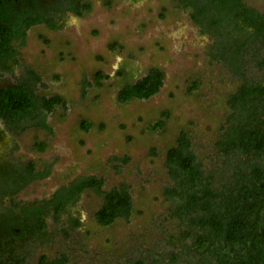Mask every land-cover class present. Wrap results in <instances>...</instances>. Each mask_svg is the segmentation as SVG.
Returning <instances> with one entry per match:
<instances>
[{"label": "rangeland", "instance_id": "1", "mask_svg": "<svg viewBox=\"0 0 264 264\" xmlns=\"http://www.w3.org/2000/svg\"><path fill=\"white\" fill-rule=\"evenodd\" d=\"M86 1L91 8L81 17L68 18L56 31L34 26L20 44L27 73L39 78L36 94L59 96L64 105L44 113L43 125L27 121L12 130L0 120V185L18 179L27 163L42 175L13 196L0 192V221L17 218L30 204L44 209L45 221L43 233L23 237L0 225V264H44L60 256L65 264L165 263L180 249L184 229L165 194L173 185L166 155L180 132L203 170L214 175V188L230 176L218 142L230 115L228 96L242 77L220 42L226 32L237 36L233 27L205 28L191 19V9L172 0ZM243 1L264 12V0ZM242 34L251 42L241 55L243 78L264 83V30L245 26ZM153 71L162 75L157 93L119 100L125 84ZM39 143L44 150L35 148ZM85 176L101 179L105 191L125 188L130 215L98 224L102 196L90 189L57 214L55 194Z\"/></svg>", "mask_w": 264, "mask_h": 264}, {"label": "trees", "instance_id": "2", "mask_svg": "<svg viewBox=\"0 0 264 264\" xmlns=\"http://www.w3.org/2000/svg\"><path fill=\"white\" fill-rule=\"evenodd\" d=\"M238 2L220 0V4L212 6V1H207L201 7L195 0H183L185 6L193 5L192 19L199 25L205 28L233 27L232 32L237 36L226 32V41L220 42V51L229 56L234 72L242 77V81L228 96L230 115L218 142L219 151L226 158L224 164L230 168V176L220 180V188H214V175L203 170L201 162L190 149L185 132H180L177 144L167 151L166 167L173 185L165 190V194L175 203L174 215L183 223L184 229L180 235V249L168 253L165 263L154 258L150 264H178L186 257L189 264H264V83L243 78L244 66L241 64L242 52H246L251 43L250 37L242 34L243 28L249 26L262 31L264 20L244 10L235 14L233 7ZM211 9L216 17L210 16ZM3 47V50L6 49L5 44ZM34 77V83H18L0 92V119L12 130H18L27 121L43 125L44 113L64 105L59 96L38 97L35 94L38 79ZM161 80L162 75L153 71L132 84H125L118 98L122 102L132 98L146 99L157 93ZM162 124L158 121L156 126L161 127ZM84 128L87 129V125ZM35 148L41 151L45 145L39 143ZM40 177L42 175L35 171L34 166L28 164L22 169V183L13 176L0 186L8 188L14 184L17 191ZM102 186L101 179L85 176L61 188V192L59 189L52 201L57 214L64 210L68 201L90 189L102 196V205L94 214L98 224L108 226L119 218L128 217L132 211L128 191L125 188L105 191ZM21 215L31 219L34 233L44 232L42 207L30 204L23 208ZM2 218H5L6 230L14 235L24 234L27 228L24 222L15 223V217L11 219L8 215ZM10 250L14 251V247ZM63 261L61 258L43 263L63 264ZM135 264L146 263L141 259Z\"/></svg>", "mask_w": 264, "mask_h": 264}, {"label": "flooded vegetation", "instance_id": "3", "mask_svg": "<svg viewBox=\"0 0 264 264\" xmlns=\"http://www.w3.org/2000/svg\"><path fill=\"white\" fill-rule=\"evenodd\" d=\"M129 1L136 3L140 0H129ZM172 1H177L184 8L191 9L190 16L191 19L193 18V13L195 11L193 5L185 6V4H183V0H172ZM207 1L208 2L212 1L211 3L212 6H215L218 3L220 4V0H195L197 6H201V7L203 4H206ZM238 1L239 2L236 3L233 7V12L235 14L241 13L244 10L248 12V14L255 15L254 17H259L260 19L264 20V12H259L254 7L247 5L243 0H238ZM90 8H91V3L87 2L86 0H0V52H1L0 73H2L3 71L4 72L10 71L14 65L18 64V59H17L18 51L16 48V44L17 43L21 45L24 44L28 32L32 27L44 26L51 31L60 30L61 28L64 27V24L65 22L68 21V18L81 17L84 13L88 12ZM210 16H212V18L217 16L216 13L213 11V9H211L210 11ZM25 25L28 26L25 27ZM21 29L23 30L20 31ZM3 44H5L6 46V49L4 50H3L4 48ZM34 75L38 79L35 82V87H36V84L39 82V78L38 75H36V73H34L32 70H29L26 75L22 76L13 83H6V84L2 83L0 76V92L3 89L15 87L18 83H26V84H28L29 82L34 83L33 81V79L35 78ZM28 164H32V163H27L25 166H27ZM15 180L22 183L21 176L18 177V179L15 178ZM6 189L8 191H6ZM14 189L15 186L14 184H12L8 188H4L0 192L4 196H13L14 193L16 192ZM11 193L12 195H9ZM20 214H22L21 211ZM14 222L15 223L24 222V224L27 226L24 234L27 231L33 232L30 226L31 219L26 218V220H23V215H20L17 216V219L16 218L14 219ZM5 225L6 224L3 225L1 223V226H3V228H5L6 230L7 227ZM6 231L9 232V230ZM24 234H22L21 236L23 237ZM61 258L64 259L63 264H65L66 259L64 256L55 258V261Z\"/></svg>", "mask_w": 264, "mask_h": 264}, {"label": "water", "instance_id": "4", "mask_svg": "<svg viewBox=\"0 0 264 264\" xmlns=\"http://www.w3.org/2000/svg\"><path fill=\"white\" fill-rule=\"evenodd\" d=\"M85 14V13H84ZM66 23V22H65ZM16 44V43H15ZM16 48L18 51L17 59H18V64L14 65L10 71H3L0 73L1 76V82L2 83H13L17 81L19 78L27 74V71L25 69V66L23 64V61L21 59L20 53H19V48L20 44H16ZM2 120V119H0ZM3 121V120H2ZM4 122V121H3ZM5 123V122H4ZM6 124V123H5ZM7 125V124H6Z\"/></svg>", "mask_w": 264, "mask_h": 264}]
</instances>
